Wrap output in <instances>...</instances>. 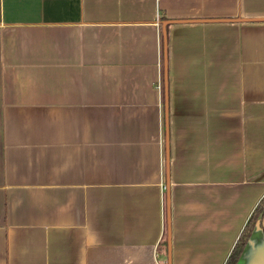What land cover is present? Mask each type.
Masks as SVG:
<instances>
[{
  "label": "crops",
  "instance_id": "0c3cea01",
  "mask_svg": "<svg viewBox=\"0 0 264 264\" xmlns=\"http://www.w3.org/2000/svg\"><path fill=\"white\" fill-rule=\"evenodd\" d=\"M263 196L264 0H0V264H225Z\"/></svg>",
  "mask_w": 264,
  "mask_h": 264
},
{
  "label": "trees",
  "instance_id": "16d2710c",
  "mask_svg": "<svg viewBox=\"0 0 264 264\" xmlns=\"http://www.w3.org/2000/svg\"><path fill=\"white\" fill-rule=\"evenodd\" d=\"M256 225L261 228L264 234V196L259 200L250 216L248 217L244 227L239 233L234 247L232 248L229 256L226 259L225 264H236Z\"/></svg>",
  "mask_w": 264,
  "mask_h": 264
},
{
  "label": "built area",
  "instance_id": "2783aa9c",
  "mask_svg": "<svg viewBox=\"0 0 264 264\" xmlns=\"http://www.w3.org/2000/svg\"><path fill=\"white\" fill-rule=\"evenodd\" d=\"M159 264H168L166 261H164V262H161V263H159Z\"/></svg>",
  "mask_w": 264,
  "mask_h": 264
},
{
  "label": "water",
  "instance_id": "95a60500",
  "mask_svg": "<svg viewBox=\"0 0 264 264\" xmlns=\"http://www.w3.org/2000/svg\"><path fill=\"white\" fill-rule=\"evenodd\" d=\"M163 25H165V22L163 23ZM165 77H166V69H165Z\"/></svg>",
  "mask_w": 264,
  "mask_h": 264
}]
</instances>
